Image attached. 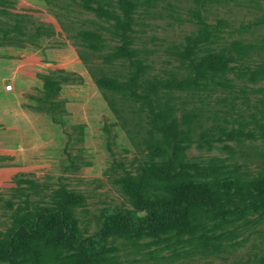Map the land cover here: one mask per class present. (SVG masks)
I'll return each instance as SVG.
<instances>
[{
  "label": "rangeland",
  "instance_id": "374dc122",
  "mask_svg": "<svg viewBox=\"0 0 264 264\" xmlns=\"http://www.w3.org/2000/svg\"><path fill=\"white\" fill-rule=\"evenodd\" d=\"M198 1L0 0L1 83L13 86L16 75L13 88L21 91L16 119L0 123V234L13 213L46 205L59 188L83 196L76 210L83 235L95 232L104 210L130 206L122 187L161 163L144 147L146 81L156 95L171 94L177 118L185 108L203 110L177 142L190 169L221 162L219 177L260 173L264 0H207L205 8ZM197 9L210 25L204 46L225 64L181 58ZM82 29L99 36L84 38ZM124 42L130 59L113 57ZM130 61L142 67L135 83L141 96L95 83L102 76L128 81L136 72ZM221 233L217 243L144 235L138 247L120 248L114 264H264V217L250 215L206 237Z\"/></svg>",
  "mask_w": 264,
  "mask_h": 264
},
{
  "label": "trees",
  "instance_id": "16d2710c",
  "mask_svg": "<svg viewBox=\"0 0 264 264\" xmlns=\"http://www.w3.org/2000/svg\"><path fill=\"white\" fill-rule=\"evenodd\" d=\"M197 3L199 8H205L207 0ZM126 4L122 1L119 4L125 13ZM198 9L193 14L197 29L188 38L181 58L191 55L192 60L225 64L224 55L204 46L211 35L210 25ZM79 34L88 39L99 36L89 29L79 30ZM123 45L113 52V57L130 59L125 42ZM192 60L188 62L193 64ZM130 64L136 72L128 81L102 76L95 77V83L113 89L129 88L134 95L141 96L135 83L142 67L132 61ZM144 86L147 90L141 99L151 111L144 147L161 163L142 169L122 187L130 206L104 210L95 232L83 235L76 224V210L83 204V196L59 188L46 205L13 213L9 226L0 234V261L6 264H114V255L120 248L138 247V240L144 235L171 233L180 238L199 235L205 241L217 243L223 233L206 237L207 233L233 228L250 215L264 217V161L262 170L255 176L219 177L224 169L221 162L190 169L177 142L188 137L203 117V110L185 108L177 118L170 93L156 95L150 81ZM45 96H49L48 92ZM144 174L150 178H144Z\"/></svg>",
  "mask_w": 264,
  "mask_h": 264
},
{
  "label": "crops",
  "instance_id": "0c3cea01",
  "mask_svg": "<svg viewBox=\"0 0 264 264\" xmlns=\"http://www.w3.org/2000/svg\"><path fill=\"white\" fill-rule=\"evenodd\" d=\"M17 79L18 76L16 75L11 76L10 78L15 88L18 85ZM3 80L5 79L0 76V123H2L5 119L10 118L11 122L14 118L16 119V107L19 104V97L21 96V91H18L17 89L13 88V86L10 90H5L1 83ZM7 153L13 152L10 150Z\"/></svg>",
  "mask_w": 264,
  "mask_h": 264
},
{
  "label": "built area",
  "instance_id": "2783aa9c",
  "mask_svg": "<svg viewBox=\"0 0 264 264\" xmlns=\"http://www.w3.org/2000/svg\"><path fill=\"white\" fill-rule=\"evenodd\" d=\"M11 87H12L11 85H7V86L5 87V89H6V90H10Z\"/></svg>",
  "mask_w": 264,
  "mask_h": 264
}]
</instances>
